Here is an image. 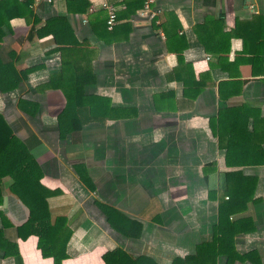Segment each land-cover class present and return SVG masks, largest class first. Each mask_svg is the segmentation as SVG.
Wrapping results in <instances>:
<instances>
[{"label": "crops", "instance_id": "0c3cea01", "mask_svg": "<svg viewBox=\"0 0 264 264\" xmlns=\"http://www.w3.org/2000/svg\"><path fill=\"white\" fill-rule=\"evenodd\" d=\"M66 1L48 7L52 14L67 15L77 39L95 50L93 81L85 92L107 97L122 117L86 122L75 142L59 139L57 114L65 97L59 88L42 87L59 66V53L48 52L55 47L52 36L29 39L30 25L15 17L9 21L11 33L0 42L4 60H10L9 51L16 53L11 62L17 72L12 75L17 85L0 91V113L41 166L40 183L53 192L47 199L51 215L67 218L69 256L61 264H104L103 254L115 248L150 257L155 264H172L198 247L203 253L201 246L210 256L198 264H264V164L227 166L225 148L210 129V119L225 108L264 118V44H258L264 43V0H151L156 13L151 18L140 15L146 0L142 5L139 0H87L82 14H68ZM103 1L116 9V23L106 27L114 31L110 43L97 38L87 16L103 9L106 24ZM205 18L209 29L198 32L210 51L193 30ZM236 22H250L260 39L228 38ZM247 31L242 30L244 36ZM255 50L262 56L252 63ZM35 66L21 76V70ZM19 100L36 107L28 106L27 113ZM253 122L249 118L248 129ZM259 124L264 127V121ZM73 163L85 165L93 189L79 180ZM238 169L256 178L255 201L243 213L252 217L254 230L234 236L233 250L242 258L227 261V244L214 259L212 227L222 175ZM9 183L4 177L0 210L9 225L0 219V264H53L41 255L35 235H17L15 227L25 222L28 209ZM209 188L215 190L212 197ZM95 201L139 221L140 235L131 238L113 230ZM5 241L17 244L20 262L4 255Z\"/></svg>", "mask_w": 264, "mask_h": 264}, {"label": "trees", "instance_id": "16d2710c", "mask_svg": "<svg viewBox=\"0 0 264 264\" xmlns=\"http://www.w3.org/2000/svg\"><path fill=\"white\" fill-rule=\"evenodd\" d=\"M139 1V4L142 5L143 0ZM29 3L30 0H0V42L5 35L11 33L9 21L15 17L24 18L25 22L30 25L27 35L29 39L34 35L43 37L50 34L52 36L55 47L48 52L59 53V66L42 87L59 88L65 97V105L57 114L59 139L67 140L69 138L72 142H75L86 122L122 117L121 109L111 107L107 97L85 92V87L93 81L91 60L95 51L94 48L90 47L88 41L77 39L67 15L52 14L48 7L51 5L46 4H41L36 10H33ZM65 3L68 14L85 13L89 4L87 0H67ZM87 16L97 38L110 43L109 39L114 31L106 29L104 10L89 13ZM209 24L208 18H205L201 24H197L193 28L206 51H210V49L205 38L198 30L208 31L209 27L207 26ZM236 24V28L228 34V38L239 35L243 40L250 43L260 39L256 30L250 26V22H236ZM242 30H248L246 32L247 37L243 35ZM258 44L263 45L264 43ZM223 52L227 53V49ZM253 53L254 58L250 59L252 63L262 56L260 50H255ZM15 54L12 50L7 53L10 60H4L0 54L1 92L13 89L17 85L12 79V75L17 74L11 62ZM211 66H213L212 63ZM34 68L36 66L21 70V76L24 78ZM16 80L19 82V79ZM196 92H199L198 89H196ZM25 105L27 108H25ZM18 106L27 113H29L28 106L36 107L33 102H25L24 100H19ZM249 118L254 121L250 129L247 127ZM261 121H264V118L260 117L258 112L253 114V112L249 113L248 110L233 107L218 110L217 115L210 119L212 134L217 137L218 145L225 148V163L227 166L264 164V127L260 126ZM238 151L240 154H238ZM232 152L234 155H232ZM208 165L214 167L215 162L208 163ZM72 168L79 180L85 186L93 189L85 165L83 163H73ZM42 174L41 166L29 152L26 144L14 134L12 128L0 113V204L2 203V180L4 177H9V190L28 209V217L25 222L15 227L17 235L21 239L35 235L37 237V248L40 250L41 255L51 257L53 264H61V261L69 256L65 250V245L71 235V230L67 225L65 216L51 215L47 199L53 192L40 183ZM204 176L206 179L205 174ZM222 176H224V187L218 204L217 221L212 227L213 234L217 235L213 239V245L216 248L214 259L217 255L222 254L220 251L221 245L226 246L228 244L227 261H233L238 257L242 258V255H238L233 250L234 236L239 233L253 232L254 230L252 217L243 213L248 204L255 201L256 178L243 174L239 169L224 172ZM208 191L209 196L215 193V190L210 188ZM225 196H227L226 199ZM95 204L113 230L131 238L140 235L142 225L139 221L128 217L113 206L99 201H95ZM236 214L241 215L237 216ZM0 219L3 220V226L9 225L8 222H5L1 210ZM2 230L0 229V235ZM2 246L5 247L3 249L5 256L11 255L16 262L21 261L16 243L5 241ZM201 248H203V253L200 252V247H198L196 253L192 256L183 259L176 257L173 259L172 264H186L190 263L191 260L198 264L200 261L208 259L210 252L204 250L202 246ZM223 253H226L225 250ZM248 255H250L249 252L245 254V256ZM102 257L104 264H155L150 257H133L118 248L105 252Z\"/></svg>", "mask_w": 264, "mask_h": 264}, {"label": "built area", "instance_id": "2783aa9c", "mask_svg": "<svg viewBox=\"0 0 264 264\" xmlns=\"http://www.w3.org/2000/svg\"><path fill=\"white\" fill-rule=\"evenodd\" d=\"M23 1V0H20ZM59 0H30L29 6L33 9L36 10V8L41 5V4H46V5H53ZM150 2L151 0H146L143 5L142 11H140V15L143 17H153L156 13L153 11L150 7ZM101 7L106 10V27L107 29H112L114 24L116 23V9L114 6L110 5L108 2L103 1L100 3ZM251 9H253V4L251 3L250 5Z\"/></svg>", "mask_w": 264, "mask_h": 264}]
</instances>
